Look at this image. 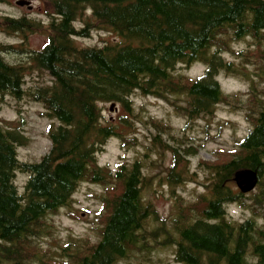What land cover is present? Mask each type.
Listing matches in <instances>:
<instances>
[{
    "label": "trees",
    "instance_id": "16d2710c",
    "mask_svg": "<svg viewBox=\"0 0 264 264\" xmlns=\"http://www.w3.org/2000/svg\"><path fill=\"white\" fill-rule=\"evenodd\" d=\"M39 1L46 23L0 14V34L47 39L38 51L24 41L0 43V106L4 98L16 103L27 98L52 121L49 149L37 163L18 159L17 149L28 144L21 124L0 123V264H151V254L167 248L177 264H264V226L258 224L264 219V0ZM6 3L10 0H0ZM92 33L112 34L118 41L79 44ZM244 43L245 49L233 48ZM7 56L26 60L9 62ZM193 66L203 67L202 76L191 79L181 72ZM31 70L45 73L50 83L26 92ZM219 75L242 81L247 91L225 94ZM134 94L166 103L179 99L175 112L189 122L212 118L220 105L240 112L247 130L234 148L198 162L204 183L195 180L188 161L199 147L187 146L184 137L151 117L147 124L155 133L142 158L121 161L115 169L101 167L98 155L109 139L137 143L102 123L100 105L116 104L131 116ZM154 146L161 150L159 162L164 151L172 156L162 181L149 174ZM240 169L259 176L249 196L232 186ZM19 175L25 177L22 187L15 182ZM153 183L172 193L197 183L203 192L191 202L178 194L170 217L163 218L144 199ZM82 184L101 190L94 240L69 236L61 242L51 220L72 207ZM18 187H24L22 193ZM230 204L250 216L231 219ZM44 240L54 246L47 242L43 249Z\"/></svg>",
    "mask_w": 264,
    "mask_h": 264
},
{
    "label": "rangeland",
    "instance_id": "374dc122",
    "mask_svg": "<svg viewBox=\"0 0 264 264\" xmlns=\"http://www.w3.org/2000/svg\"><path fill=\"white\" fill-rule=\"evenodd\" d=\"M32 5V10L27 11L25 7L20 8L15 6V0H11L10 4H0V14L19 18L25 16L29 19L40 20L46 23V17L43 14V3L39 0H29ZM45 8V7H44ZM75 27H78L75 24ZM22 36L6 37L0 34V43L18 45L22 43ZM27 48L38 51L46 42V36L43 34L27 35ZM103 41L116 42L118 39L112 34L92 33L91 39L79 41L83 46H100ZM247 44L233 46L235 50L245 49ZM9 62H25L24 56H7ZM229 59V57H228ZM27 66V65H26ZM251 70V68H249ZM31 73H26L24 90L26 92L33 91L41 85L49 84L50 79L45 73H39L31 70ZM203 68L194 67L191 70H181L183 74L194 79L196 76H202ZM220 88L225 94L235 95L244 94L246 86L244 83L233 77L219 75L216 79ZM241 95V96H242ZM244 98V97H243ZM133 102V114L130 116L125 111L121 110L117 105V110L109 112V104L100 105L102 113V123L111 124L117 128V132L126 138H135L137 146H124L117 138H111L107 141L104 149L98 155V164L101 167H109L115 169V166L121 161L132 162L134 159L142 158L146 147H150V135L155 133V130L147 124L148 118L154 121H161L175 131L178 138L184 137L188 145L198 146V154L194 158L188 159L190 162L191 172L196 173L195 180L204 183L205 175L202 168L199 166V161H214L212 153L221 149L230 150L234 148V143L237 139L243 136L247 130V125L240 112L232 113L227 108L220 105L215 110V114L208 120L197 119L195 121H186L181 115L175 111V106L178 105L179 99L166 103L164 101L152 98L141 97L134 94L131 98ZM43 113L41 106L30 102L24 98L22 102L16 103L9 98L2 100L0 106V123L4 127H13L17 124L22 125L24 137L27 138L28 144L23 148H16L18 159L29 163L39 162L49 149V140L47 139V128L52 124V121L40 116ZM224 125V126H222ZM159 154L161 150L154 146L153 152L150 155V160L155 161L154 167L150 171V175H156L160 181L165 176V168H167L172 156L169 151H164V157L159 162ZM27 178V177H26ZM19 187H22L25 182V177L17 176L15 181ZM234 186V184H233ZM18 187L19 193L23 192ZM235 187V186H234ZM101 190L96 186L82 184L74 194V203L70 209L61 210L58 216L53 217L52 224L55 227V238L59 241L66 240L69 236L73 238L87 237L94 240L93 218L99 210L98 196ZM203 192L201 185L197 183H186L176 188L174 193L170 192L169 188L164 184L157 186L153 183L152 189L149 192H144V199L152 203L157 209L159 215L163 218H168L171 215L172 205L175 202V197L179 194L183 201L191 202L196 195ZM248 196V195H247ZM243 201H247L243 198ZM249 203V202H247ZM74 213L79 216V220H72L68 213ZM229 216L236 221H243L250 216L248 210L244 211L236 207L235 204H230L227 208ZM258 224L264 226V219H258ZM47 242L50 246H54L49 240L41 242V247L45 249ZM151 264H177L173 260L172 248H167L161 251H156L151 254Z\"/></svg>",
    "mask_w": 264,
    "mask_h": 264
},
{
    "label": "water",
    "instance_id": "95a60500",
    "mask_svg": "<svg viewBox=\"0 0 264 264\" xmlns=\"http://www.w3.org/2000/svg\"><path fill=\"white\" fill-rule=\"evenodd\" d=\"M27 4L28 3L24 1L17 2V5L20 6ZM112 110H113V106L110 107V111ZM256 175L257 173L255 171H250V170L239 171L235 174V182L242 192H247L254 187L257 181Z\"/></svg>",
    "mask_w": 264,
    "mask_h": 264
}]
</instances>
